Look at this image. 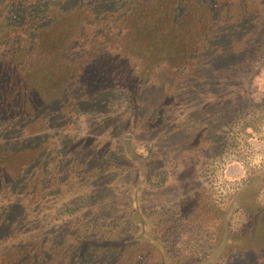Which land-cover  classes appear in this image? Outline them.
Segmentation results:
<instances>
[{"label":"rangeland","instance_id":"1","mask_svg":"<svg viewBox=\"0 0 264 264\" xmlns=\"http://www.w3.org/2000/svg\"><path fill=\"white\" fill-rule=\"evenodd\" d=\"M54 18L34 48L22 40L11 57L32 99L25 115L1 133L0 207L9 208L11 219L27 218L19 232L45 236L58 247L86 228L91 248L102 236L129 242L110 250L114 264H229L218 246L230 230L239 233L250 222L239 207L226 230L223 214L235 202L264 206V53L237 63L242 88L235 97L214 84L220 73L207 58L186 76L154 72L140 84L133 108L129 88L92 90L82 73L63 65L72 18ZM38 58L47 59L44 66L35 64ZM252 170L259 187L239 194ZM211 205L218 250L212 262L205 254L208 225L160 241L167 240L165 226L174 214L206 216ZM142 232L150 240L130 241ZM122 250L124 261L118 259Z\"/></svg>","mask_w":264,"mask_h":264},{"label":"trees","instance_id":"2","mask_svg":"<svg viewBox=\"0 0 264 264\" xmlns=\"http://www.w3.org/2000/svg\"><path fill=\"white\" fill-rule=\"evenodd\" d=\"M55 14L72 18V35L65 41L63 65L82 73L85 84L91 82L86 86L92 90L129 88L133 108L140 84L154 72L163 70L172 77H179L180 73L186 76L207 58L213 61L215 70L211 71L220 73L215 74L214 84L226 86V95L235 97L242 88L237 63L264 53V0H0V42H7L0 44V137L3 128L14 126L16 118L25 115L24 105L32 99L27 98L29 91L17 74L18 67L11 63L18 51L15 46L20 49L23 40L27 41L24 45L34 48L38 34L54 24ZM76 14L83 18H76ZM17 29L22 30L20 34H13ZM96 47L100 49L95 50ZM191 60L195 64L188 66ZM46 62V58H38L35 64L44 66ZM232 79L235 80L231 85ZM30 118L38 119L36 114ZM257 179L252 170L236 192L246 194L259 185ZM249 204L235 202L222 216L228 230L230 215L239 207L249 215L250 224L239 233L230 230L218 246L230 258L229 264H264V206ZM214 207H209L206 216L191 212L183 215L182 211L174 214L165 223L167 240L160 241L170 243L187 227L195 233L200 226L208 225L210 246L205 254L212 262L218 253ZM8 209L0 207V264H114L110 250L129 243L102 236L104 241L94 242L96 245L91 248L93 239L89 240L88 235L92 230L86 228L85 233L70 235L73 241L69 245L58 247L45 236L19 232L28 220L22 216L11 219ZM145 234L130 241L142 243L144 237L150 240ZM118 259H126L124 250Z\"/></svg>","mask_w":264,"mask_h":264},{"label":"crops","instance_id":"3","mask_svg":"<svg viewBox=\"0 0 264 264\" xmlns=\"http://www.w3.org/2000/svg\"><path fill=\"white\" fill-rule=\"evenodd\" d=\"M234 176H237V173L236 172H234V174H233Z\"/></svg>","mask_w":264,"mask_h":264}]
</instances>
